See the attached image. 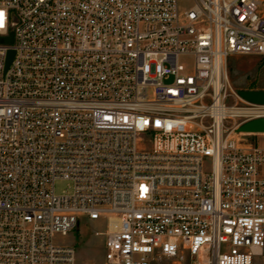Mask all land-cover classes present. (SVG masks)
Here are the masks:
<instances>
[{
  "label": "built area",
  "instance_id": "2783aa9c",
  "mask_svg": "<svg viewBox=\"0 0 264 264\" xmlns=\"http://www.w3.org/2000/svg\"><path fill=\"white\" fill-rule=\"evenodd\" d=\"M0 12V264H76L84 222L109 264H264V104L228 76L264 59V0Z\"/></svg>",
  "mask_w": 264,
  "mask_h": 264
},
{
  "label": "rangeland",
  "instance_id": "374dc122",
  "mask_svg": "<svg viewBox=\"0 0 264 264\" xmlns=\"http://www.w3.org/2000/svg\"><path fill=\"white\" fill-rule=\"evenodd\" d=\"M188 6L190 0H181ZM228 76L235 91H264V59L254 55H235L228 60ZM71 183L58 180L56 191L69 192ZM95 223H81L73 228L67 236L58 237L60 242L71 244L76 249V264H109L105 261L103 235L93 231ZM166 259L163 264H169Z\"/></svg>",
  "mask_w": 264,
  "mask_h": 264
},
{
  "label": "water",
  "instance_id": "95a60500",
  "mask_svg": "<svg viewBox=\"0 0 264 264\" xmlns=\"http://www.w3.org/2000/svg\"><path fill=\"white\" fill-rule=\"evenodd\" d=\"M13 54L12 51L9 53V57L11 58V55ZM10 58L8 61V65L10 63ZM7 65V66H8ZM239 94L246 100L257 103V104H264V91L259 90H241L239 91ZM241 131L244 132H263L264 131V117L258 118L252 121H249L245 124H243L240 127Z\"/></svg>",
  "mask_w": 264,
  "mask_h": 264
},
{
  "label": "snow or ice",
  "instance_id": "6c2138e0",
  "mask_svg": "<svg viewBox=\"0 0 264 264\" xmlns=\"http://www.w3.org/2000/svg\"><path fill=\"white\" fill-rule=\"evenodd\" d=\"M2 22H3V13L0 12V25H2Z\"/></svg>",
  "mask_w": 264,
  "mask_h": 264
},
{
  "label": "bare ground",
  "instance_id": "6f19581e",
  "mask_svg": "<svg viewBox=\"0 0 264 264\" xmlns=\"http://www.w3.org/2000/svg\"><path fill=\"white\" fill-rule=\"evenodd\" d=\"M233 88V87H232ZM234 89V88H233ZM261 108V107H260Z\"/></svg>",
  "mask_w": 264,
  "mask_h": 264
}]
</instances>
